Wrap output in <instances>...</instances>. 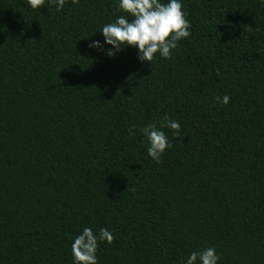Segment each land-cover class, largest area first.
Segmentation results:
<instances>
[{
    "label": "trees",
    "instance_id": "16d2710c",
    "mask_svg": "<svg viewBox=\"0 0 264 264\" xmlns=\"http://www.w3.org/2000/svg\"><path fill=\"white\" fill-rule=\"evenodd\" d=\"M182 4L190 37L151 65L89 47L118 0H0V264H73L84 227L113 234L98 264H264V3ZM166 117L156 163L140 129Z\"/></svg>",
    "mask_w": 264,
    "mask_h": 264
},
{
    "label": "clouds",
    "instance_id": "9594fccd",
    "mask_svg": "<svg viewBox=\"0 0 264 264\" xmlns=\"http://www.w3.org/2000/svg\"><path fill=\"white\" fill-rule=\"evenodd\" d=\"M48 2L60 11L66 0ZM72 3H79V0H72ZM44 4L45 0H26V5L33 10L40 9ZM118 8L127 16H118L114 22L104 24L99 31L103 40H91L90 48L102 52L106 45L111 46L107 52L111 56L110 53L131 46L137 50V58L142 64L150 62L152 65L157 54L164 59H171L178 42L191 35V24L183 10L182 0H118ZM216 100L228 105L230 97L225 94L217 96ZM164 128L172 130L173 135L179 137L180 122L167 117L159 127L155 123H149L140 129L148 141L147 154L156 163H160L165 151L172 147ZM113 239V234L107 228L94 233L92 228L84 227L71 243L73 264H98L96 254L99 244H111ZM220 259L216 249L208 247L190 252L183 264H218Z\"/></svg>",
    "mask_w": 264,
    "mask_h": 264
}]
</instances>
